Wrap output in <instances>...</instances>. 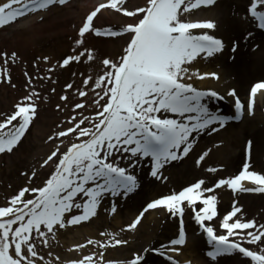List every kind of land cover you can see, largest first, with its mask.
I'll return each mask as SVG.
<instances>
[{
    "label": "snow or ice",
    "instance_id": "snow-or-ice-1",
    "mask_svg": "<svg viewBox=\"0 0 264 264\" xmlns=\"http://www.w3.org/2000/svg\"><path fill=\"white\" fill-rule=\"evenodd\" d=\"M216 2L145 0L143 7L129 8L125 6V0H104L86 15L78 28L77 48L72 50L76 54L66 56L62 63L58 62L60 67L79 62L82 57L87 61L94 59L91 49L78 51L86 34L110 37L127 34L126 46L118 60H102L103 74L95 79L89 75L82 81L84 87L90 88L94 94L91 100L93 114L85 115V102H77L73 111H81L69 118L66 128L60 125L55 134L49 136V140H59L60 143L40 165H54L48 178L42 185L33 187L32 179L37 177V172L32 171L28 185L21 187L0 206V264H55L60 257H55V261L45 259L40 245L51 249L60 229L82 225L96 217L106 195L127 196L134 192L139 184L133 169L142 159L150 158L151 177L166 181L168 178L163 176L162 169L187 157L197 136L205 132L211 135L225 126L227 117L210 110L205 102L208 98L223 100L225 97L216 91L198 90L189 82L194 77L220 79L217 73L201 75L198 70L192 72L190 66L198 57H213L223 52L225 43L207 32H195L214 30L217 27L215 22H193L184 18L194 9L212 6ZM68 3L69 0H4L0 3V29L30 13ZM102 9L123 13L132 22L118 31L98 28L94 18ZM245 11L256 21L258 28L264 29V0H248ZM40 19H44L43 15ZM238 47V43L234 44L232 51L236 52ZM0 60V83L11 84L7 66L17 62L18 54L15 51L10 54L0 52ZM43 60L48 62L49 58L45 56ZM48 71L54 69L49 68ZM24 75L31 86L32 77L27 72ZM65 87L72 89L73 84ZM76 92L80 97L88 96L84 90L76 89ZM258 92L264 94V81L251 88L247 106L241 102L235 89L228 91L227 96L234 98L237 113L243 115L246 109L254 107ZM37 98L39 93L31 91L15 105L14 111L0 117V154L12 153L22 142L38 115ZM60 99L67 103L69 98L65 94ZM60 107L57 105V109ZM65 138L68 139L67 145L64 144ZM252 147L253 142L247 141V158L238 174L219 178L212 186H206L205 179H199L180 191L173 190L153 199L126 226L127 229H135L148 210H164L172 218H179L180 227L178 238L171 240L170 245L165 246L166 250L159 254L178 253L180 249L176 246L186 243L184 215L191 209L195 221L207 234L212 248L207 256L212 262L239 253L250 258L251 264H264V223L244 219L242 206L234 203L231 210L217 221L223 233L218 234L212 224L218 216L216 189L227 187L233 192L264 193V173L250 170ZM207 155L208 152H204L197 164ZM208 171L215 173L218 170L209 168ZM23 175L29 176V173ZM243 181H248L249 185H244ZM74 210H80L79 214ZM116 211L113 205L111 212L115 214ZM101 236L110 239L107 242L89 239L87 245L107 249L109 245L115 247L128 243L111 233L102 232ZM87 245L79 244L75 250L84 249ZM48 255H52L50 251ZM94 255L97 257L95 264H104L103 251L84 255L68 264H94ZM169 260H172L171 256ZM128 264H146V257L137 253ZM172 264L179 262L172 260Z\"/></svg>",
    "mask_w": 264,
    "mask_h": 264
},
{
    "label": "bare ground",
    "instance_id": "bare-ground-1",
    "mask_svg": "<svg viewBox=\"0 0 264 264\" xmlns=\"http://www.w3.org/2000/svg\"><path fill=\"white\" fill-rule=\"evenodd\" d=\"M96 1H99V3L104 2V0H71L68 3V5H69L68 7L63 6L61 8L62 10L67 9L68 11H70V14H67V13L64 14L63 13L59 17H55V18L48 16V17L44 18L43 20H39V22H42V23L36 22L38 16H35L33 14L29 15L28 16L29 19H26L25 21H23L17 25H27V24L29 25L31 23H32V25L31 26L29 25L25 28H21L20 30L15 31L13 33V35L10 36L9 38L6 37L5 35H2V34L7 32L8 30H10L13 27L8 28V26H7L6 28L1 29L0 30V34H1L0 35V52L4 51L3 50L4 48L9 49V44L11 43V41L13 42V41H15L16 37H19V39L23 40L24 44L29 43V46H31L33 48L32 51H34L33 53L35 54V58H37L39 60L37 63V66H42L45 69L53 68L54 71L58 70V68H60L59 63H61V58H60L61 55H68L69 53L71 55H75L76 53H73L72 50L74 47L77 48V45L75 43H73L72 40H67V32L68 31L66 32L64 30V28L61 26V24L62 25H63V23L66 24L68 22V20H70L69 19L70 15L73 16L75 19H78L79 15L82 16V15L86 14L89 10H91L93 4ZM236 1L238 3L239 2H246V0H235V2ZM3 2H4V0H3ZM247 2H248V0H247ZM98 4L96 3L95 5L97 6ZM144 4H145V0H125V6H127L129 8H133L136 6L143 7ZM218 5H219V2L215 4L214 8H212L210 6H206L200 10L194 9L191 14H185L184 18L187 20L193 21V22L204 21V20H210L213 22L215 20L217 21V19L219 17V15L217 14ZM238 5H240V4H238ZM60 7L61 6H59L58 8L60 9ZM240 7L244 8L243 5ZM240 7L239 8L237 7V10H239ZM58 8H56V9H58ZM51 9H53V8H51ZM99 17L101 19L103 18V19H106V20H109L112 22H115L117 17H120V19L122 18L121 21L124 22L123 18H125L123 13H117L114 10H103V9L101 10V14ZM57 21H59V22H57ZM74 22H77V20H74ZM59 24H60V29H57V26ZM53 28L56 31H47V30H51ZM204 31L205 30H195L196 34H202V32H204ZM207 31H205V32H207ZM28 33H31L33 35H29ZM207 33H209V32H207ZM218 33L221 36V38L225 41V44L227 45V47L224 48L225 50H223V52L217 53L213 57L222 56V59L219 60V62H221L223 64L224 68L229 70V72L231 73V75H230L231 78H229V79H231V82H229L227 84L225 72L222 71L221 68H215L214 67L213 60H212L213 57L205 58L203 56L198 57L195 61H193L192 65L190 66L191 71L196 72L198 70L201 75H203L205 73H217L219 75L220 79L216 80L215 78H213L211 76H206L203 80H201L199 78L194 77L193 80H191L189 82L192 83L198 90L216 91L225 97V99H223V100L212 97V98H208L205 101L209 105L210 110H214L215 108H224L225 112H229L228 120L224 126L226 128L220 129V131H219L221 133H224L228 129L232 130L235 127V124H237L236 114L235 115L230 114L231 107L226 102V101H228L231 103V102H234L235 100L233 97L227 96V93H228V91L232 90L231 85L234 86V88H237V95L239 97H240L239 92L244 93L245 90H247V83H248L247 81H249L250 77L252 78V74H250L248 72V69L251 68L250 62L251 63L253 62L252 61V55L254 54V51H255L254 48L259 49L262 47L264 50V29L258 28L257 24L252 19H247V20H241V21H232V22L228 23V26H225V27L223 26L218 31ZM249 33H251V36H249ZM45 37H49V38H45ZM127 39H128L127 36L116 37L115 38L116 41L113 40L112 38L104 39L107 43V45H106L107 47L102 48L100 46H96V45L94 46V44L92 42V41H95V42L101 41L99 38L93 39L91 36V33L86 34L84 42H89L93 45V48L91 50L93 51L94 59L92 61H87L86 57L81 58V60H83L87 63V69H86L87 73L84 71V69H82L81 75L84 78L91 75L93 77V79H95L98 75L103 74L105 68H104V65L102 64V60L104 58H110L113 60H118L119 56L122 54L123 47L126 46ZM104 40H103V42H104ZM236 43H238L239 47L237 48L236 52H233L232 48H233V45ZM5 45H7L8 47H5ZM39 45L50 46V49H49V51L44 53V55H40L39 50L37 49V47H39ZM78 51H83V49L81 47H79ZM45 56H47L49 58L48 62H45L43 60V57H45ZM260 59H261V63H260L261 65L258 66L257 68H255L254 72L257 76H264V56L260 55ZM209 62H212V64H210ZM24 63H25V60H23L21 58L20 64L24 65ZM9 66H10V64L7 66V68ZM79 73H76V72L75 73H66V76L69 75L68 77L69 78L71 77V79L70 80L68 79V81L66 80V83H60L59 87H55V91L61 92L63 95L66 94L68 96L69 99H68V102L65 103L66 106H68L69 103L73 105L74 100L78 101V102H85L86 108H87V111H85L86 115H92L94 110L91 107V100L94 98V94L90 88L84 87V85L82 83L83 80H77L79 78V76H76V74H79ZM53 74H55V73L52 71V74L50 75V78H52V79H53ZM261 81H264V80L260 79V80H256V81L252 82L250 84V86L248 85L249 86L248 89H250L256 83L261 82ZM67 83L73 84V88L72 89H66L65 86L67 85ZM1 89H2V91L0 92V100L2 101V104L5 106L6 103L9 105V103L12 102V105L15 109V105L18 103L17 99H19L18 95H16L13 92L8 94L6 91L7 88L5 86H2ZM76 89H81V90L88 92V96L87 97H80L77 94ZM97 91H99V90L97 89ZM256 99H258V101L256 103L258 105L256 108V114L250 115L249 109H246L243 113V119H242V121H243L247 117H250V118L253 117L252 120H254V122H256V123L250 124L249 130H245L247 133H251V134H249V137H250L249 140H251L253 142L251 158L249 160L250 170L251 169H254V170L259 169V164L255 162L254 156L260 152L264 153V136H263V133H264V108L262 107L264 105V94H262V92H258ZM0 112H3V114H5L7 112V110H0ZM73 115L74 114H71V116H73ZM251 122H253V121H251ZM40 133H42V134L45 133L42 131V128H39L37 131V134H40ZM213 133H216V132H213ZM210 136H212V135H209L207 132L202 133L199 136H197L193 150L189 153V155L187 157H185L183 160L172 162L171 166H173L176 163H179V162L185 161L186 159H191V158H194L197 162L199 157L204 152H206V150L208 149V147L204 148L203 146L207 145L206 141H207V138ZM232 136L235 137L234 141L237 140L236 143H240L241 135H238V134L234 135L233 134ZM224 138H226V136H224ZM67 141H68V139H64V144ZM59 143H60L59 140L50 141L47 138H44L43 140H41L39 136H36L34 138L33 142L30 143L29 147L26 148V151H24L23 153L20 154V157H25V160H23V161H26L28 164L30 162L33 163L35 157H37V156L39 157L40 155H43V154L50 152V151H53L55 146ZM202 143H203V145H202ZM20 145H19V147H20ZM246 145H247V142L245 143V145H243L242 149L239 152H237V150L235 148V144H232V143L231 144H224V147H221V149H219L216 152L217 155H212V157L207 155L200 164L203 166H206V165H210L212 163V161L217 160L220 163V166L225 170L224 171V172H226V174L224 173L225 176H230L232 174V172H233V175H236L239 172L237 171L238 173L237 172L234 173V170L237 169V167L239 168L238 170H241L243 163H244L245 159L247 158ZM214 146L215 145L211 146V148H213ZM197 147H198V150H197L198 154L195 156L193 154L195 153ZM49 154H47V156ZM21 159H23V158H21ZM147 160H149V159H147ZM141 161H143V159ZM38 162H39V160L35 161V163H38ZM182 164H184V163H182ZM8 165H10L9 162H8ZM151 166H152V164L150 163L148 170L151 168ZM139 168L143 172L146 170V165L141 164V166ZM34 169H37V170L40 169L39 164L36 165ZM189 169H188V166L185 167V165H183L181 167V169H180V167H178L172 171L177 172L178 175H183L184 173H187ZM49 171H47V172H49ZM259 172L263 173V171H259ZM39 173H40L41 177H38V183H32L33 187L38 186L39 183H43L45 180V179H43L44 176H49V175H46V172H44V171H40ZM233 175H231V176H233ZM28 182H29V180L23 181L24 185H28ZM177 182H178L177 184H179L180 180H178ZM242 183L246 186L249 185L248 181H243ZM149 184H151V185H149ZM142 185H143V183L141 184V187H142ZM154 185L155 184H153V182H151V181H150V183L145 182V186L143 185L142 188L145 189L146 191L152 190L155 188ZM167 187H168L167 188L168 191L169 190L170 191L175 190L173 181H170L169 186H167ZM222 189L224 190L222 193L223 194L222 201H218V204H217V210H218V208L220 209L219 219H221L223 217V215H225L227 213V211L229 212L231 210L234 202L237 201V202H235L236 204L239 205L243 202V204L245 205L243 207L244 215L249 213V217H248V215L246 216V218H244V216H243L244 219H256L258 222L264 223V193H261V195L255 196V198L253 200H250L249 198H244L245 195H239V196L235 195L234 196L233 192L228 191V189H226L225 187H223ZM236 196L238 197V200H237ZM138 202H139V199H136V198H131L128 201V203L130 205H132L133 208L137 207ZM227 207L229 209L227 211H225L227 209ZM261 208H263V209L260 210ZM131 210H132L131 208H127L126 209V211H128L127 213H126V211L125 212H123V211L116 212L113 215L112 220H108V218L106 217L105 219H106V222H108V224H106L105 226L108 225L110 227V228L109 227L108 228L112 229L113 231H116L117 229L123 228L125 226L124 224L126 223V219L129 218V215L132 214ZM78 211H80V210H74L75 213ZM190 211H191V209L187 210L188 213ZM107 213L109 214V212H107ZM156 213H158V214L163 213L164 217L159 215L158 216V218H160L159 220L156 217H154L152 222L148 225V227L151 228V230H152L151 233H152L153 237L151 239H154L155 242L159 241L162 237H164V238L169 237L170 234L166 233V232H170L172 230V226H173L170 214L167 215L166 211H164V210H157L150 215L156 216ZM98 219H100V218H94V219H92V221H90L91 223L86 224V225H81V226L78 225L77 227L69 226V227L65 228L66 232L63 233V235H65V238L63 239V242H59L57 244V247H61V250L56 249L55 246H54V249L48 248V250L46 247L47 253L43 254V255H45L46 257H49L50 259H52L54 261H55V257L59 256L60 260L55 261V262H58L57 264H68V262H70L71 260L83 258L84 255L95 254L98 251H103L104 252V264H120L122 262L128 263L132 259V257L127 258V256L125 254H122V252L120 250L115 251V250L110 249L109 247H107V249H100L98 245H87L86 250H84V249H80L79 251L75 250L77 245L85 244V242H86L85 240L87 239V237L94 238L97 241H102V242L106 241V238H104L105 239L104 240V239H102L103 238L102 236L96 237V231L98 228L97 224L99 223ZM96 220H98V221H96ZM134 220H135V218H134ZM162 220L164 221V223H163L164 225L161 224ZM168 221L170 222V224L167 225ZM103 223H104V220H103ZM142 227H143V222H140L136 227V229H138L137 230L138 233L142 232V231L140 232ZM149 228H148V230H149ZM187 229H188L187 235L189 237H192V236H194V234H197L201 238V240H200L201 243L204 244V242H203L204 236L198 234V232L200 231L199 226H197V224L194 223L193 220L190 221L189 218H187ZM131 234L132 235L129 236L130 242L135 243V239L132 240L135 235H133V233H131ZM171 240H173V239H171ZM170 241L166 242L165 246H169ZM176 247L179 248V246H176ZM184 247H187V249L190 252L193 251V254H195L194 260L192 262H190V264H202V256L200 253H198L199 251L196 249V243L193 240L186 241ZM148 248H150V247H148ZM70 249H73V251H70ZM146 250H147V248H146ZM146 250L142 251V253H144L142 255L145 256ZM49 251L52 254L51 256L48 255ZM148 254H150V253H148ZM171 254L176 255L177 253L171 252ZM151 257H154L155 261L157 260V258L155 256H153V254L151 256H146V264L151 263ZM189 257H190V255L188 257L183 256L181 263L182 264H189ZM96 258L97 257L94 255V262H95ZM232 258H230V260H229L230 262H233ZM234 261H236V260L234 259ZM246 262L241 260V263L239 262V264H245ZM246 264H251L250 258H249V263L247 262Z\"/></svg>",
    "mask_w": 264,
    "mask_h": 264
},
{
    "label": "rangeland",
    "instance_id": "rangeland-1",
    "mask_svg": "<svg viewBox=\"0 0 264 264\" xmlns=\"http://www.w3.org/2000/svg\"><path fill=\"white\" fill-rule=\"evenodd\" d=\"M2 2H3V0H0V3H2ZM238 4H240V5H238ZM241 4L243 5L244 8L240 7V6H242ZM247 4H248L247 0H246V2H239V3L237 1L235 2V0H222L221 2H219L218 8H217V14L219 15V17H218L217 21H215L217 27L214 30H208L207 31V32H209L208 34L214 35L215 37L222 39L221 36L219 35L218 31L223 26L224 27L228 26V23H230L232 21H241V20L250 19V16L245 11ZM237 7L238 8L240 7V9L237 10ZM63 13L64 14H66V13L70 14V11H68L67 9L62 10L61 8L60 9L59 8L58 9L53 8L50 11L45 12L42 15L44 18H46L48 16L55 18V17H59ZM87 14H88V12L82 16L79 15L78 19H75L73 16L70 15V18H69L70 20H68V22L66 24L65 23H63V25L61 24V26L64 28V30L66 32L68 31L67 32V40H72L73 43H75V41L79 38L78 28L81 26L82 21L86 17ZM99 16H100V13L97 14L96 18H94L95 26L98 28L100 26L102 28H107V29L108 28H112V29L120 28L121 29L125 24L132 22L131 18H128L126 16H125V18H123L124 22L121 21L122 18L120 19V17H117L115 22H112V21H109V20H106L103 18L101 19ZM38 20H41L40 16L37 18L36 22L42 23V22H39ZM74 20H77V22H74ZM252 20H253V18H252ZM57 22H59V21H57ZM29 25L31 26L32 23ZM29 25L28 24L27 25H16L13 28H11L10 30H8L7 32L3 33L2 35H5L6 37L9 38L10 36L13 35V33L15 31L20 30L21 28H25ZM57 29H60V24L57 26ZM47 31H56V30L53 28V29L47 30ZM28 34L33 35L31 33H28ZM91 36L93 39L95 38L94 33H92ZM45 38H49V37H45ZM99 39L101 40L99 42L92 41L94 46L96 45V46H100L102 48L107 47L106 46L107 43L104 40V38H99ZM103 40H104V42H103ZM224 43H225V41H224ZM5 47H8V46L5 45ZM80 47L83 50H84V48L92 49L93 45L89 42H84V44ZM226 47H227V45L225 44V48ZM37 49L39 50L40 55H44V53L49 51L50 46L39 45V47H37ZM3 50L4 51H2V52H8L9 54L13 51H16V53L18 54L17 62L16 63H10V66L8 67V71L11 73L12 83L11 84L3 83L4 84L3 86H5L8 89V90L6 89L7 93L9 94V93L15 92L19 96V99H17L18 103L21 102L23 100V98L33 90L37 91V93H39V98L36 99V103L38 105V109H37L38 115L34 119V123H33V126L31 128V132L29 133L27 139H25L23 141V143L17 149V151L15 150L14 152L9 153L8 155L0 158V206L4 205L11 198L12 195H14L16 192H18V190L21 188V186L23 184L24 179L25 180L28 179V176L23 175V173L31 174L32 171L38 172L36 169H34L35 163L30 162L28 164L26 161H23V160H25V157H20V154L23 153L24 151H26V148L29 147L30 143L33 142V140L36 136H39L41 140H43L44 138L48 139L49 136H52L55 134V132L58 130V126L63 125L65 128L68 126L67 121L70 118V114H72V109L70 108V106H72V104L69 103V105L66 106L65 102L61 101V99H60V97L63 94L61 92H57V91L53 92L52 89H55V87H59L60 83H66V80L68 81V79L69 80L71 79V77L70 78L68 77L69 75L66 76V73H75V72L79 73L80 72L79 74H76V76H79V78L77 80H84L85 78L81 75V72H82V69H84L85 72L87 69V63L85 61H83V60H81L79 62L74 61V62H71L68 66H65V67L59 66L60 68H58V70L53 71L55 73V74H53V79L52 78L42 79L41 77H50V75L52 74V71L49 72L48 69H45L42 66H37V63L39 60L37 58H35V54L33 53L34 51H32L33 48L31 46H29V43L24 44L23 40L19 39V37H16L15 41H13V42L11 41V43L9 44V49L4 48ZM254 50H255L254 54L252 55V61L253 62L252 63L250 62L251 68L248 69V72L250 74H252V78L250 77L249 81H247L248 82L247 83V90H245L244 93L239 92V94H240L239 98H240V100H243L242 101L243 103L247 99L248 92H249L248 87L250 86V84L256 80H260V79L264 80V76H257L254 72L255 68H257L258 66L261 65L260 64L261 63L260 55L264 56V50L262 47L259 49L254 48ZM68 55H71V54L69 53ZM68 55H61V57H60L61 63H62L63 59ZM21 58L23 60H25L24 65L20 64ZM221 59H222V56L212 58L214 67L215 68H221L222 71L225 72V77H226V81L228 84L229 82H231V79H229V78H231L230 77L231 73L229 72V70L224 68V66L221 62H219V60H221ZM0 62L2 63V60H0ZM209 63L212 64V62H209ZM25 72H27L29 74V76L32 77L31 86H29V84H28V78L24 75ZM12 85H15V87H13ZM231 87H232V89H235L237 92V88H234V86H232V85H231ZM1 91H2V89L0 87V92ZM76 102H78V101L74 100L73 105H75ZM57 105H60L61 107L59 109H57ZM233 105H234V103H230L231 109H232ZM12 106H13L12 102H10L9 105L6 103V105L4 106L2 104V101L0 100V110H7L8 112H6V113H11L12 111L11 112H9V111L11 110L10 107H12ZM262 107L264 108V105ZM79 111H81V110H79ZM231 112H233V111H231ZM1 113L3 114V112H0V117L3 116ZM252 118L247 117L245 120H243L244 122L242 121L238 124H235V127L232 130L228 129L224 133L219 132V133L211 134L212 136L207 138V141H206L207 145L203 146L204 148L208 147V149L206 150L208 152V155L211 157H212V155H217L216 152L219 149H221V147H224V144H231V143L235 144V148H236L237 152H239L242 149L243 145H245V143L250 138L249 134H251V133H247L245 130H249L250 124L256 123V122H254V120H252ZM251 121H253V122H251ZM39 128H42V131L45 133L37 134V131ZM224 128H226V127H223L222 129H224ZM233 134L234 135L235 134L241 135V137H240L241 139L239 138L240 143H236L237 140L234 141L235 137L232 136ZM224 136H226V138H224ZM263 136H264V133H263ZM202 145H203V143H202ZM213 145H215V146L213 148H211V146H213ZM197 150H198V147H197V149L193 155L196 156L198 154ZM48 153L49 152H47L43 155H40L39 157L37 156L35 158L38 160H41V158H44ZM254 157H255V162L259 164V169H255V171H257V172L263 171V173H264V153L260 152V153L256 154ZM21 158H23V159H21ZM194 160H195L194 158L186 159L185 161L176 163L173 166H171L172 165L171 163L168 164L164 169H162L163 176L168 178L166 181L157 180V179L150 176L149 170H148L149 164L151 163L150 158H149V160L140 161V163L137 165V167L135 169H133V173L135 175H137V178H138V184H139L138 188L134 192L128 194L127 196L121 195V196L113 197L111 195H106L105 198L102 200L101 206L98 209V215L95 217V218H100V219H98L99 223L97 224L98 228L96 231V237L101 236V233L103 232V233H111V234L115 235L117 239H122V240L128 241L127 244L116 245L115 247L109 245L110 249L115 250V251L120 250L122 252V254H125L127 256V258L128 257L133 258L134 255L137 253L144 254V253H142V251L146 250V248H147L145 257L151 256L152 253L154 256L156 254H158L160 256V259H161L160 261H158L159 262L158 264H161V263L164 264L165 263V261H163L162 259H166V261H169L170 264H172V260L178 261L179 264H182L181 261H182L183 256L188 257L189 255H190L189 262H192L194 260L195 254H193V251L190 252L187 249V247L179 248L180 251L174 256H172L170 253H168L167 255H160L159 254L161 251L166 250V248H165L166 242H169L171 239L177 238V232H178V228H179V218L174 219L170 216L172 219L173 226H172V230L170 232H166V233H169L170 236L167 238L162 237L159 241H156V242L154 239H151L153 237V235L151 233L152 230H151V228L148 227V225L152 222L154 217H156L159 220L160 218H158V216L160 215L163 217L164 214L156 213V216H151L150 210H148L141 219V221H143V227L140 230V232L142 231L141 233H138V231H137L138 229H127L126 226L128 224H130L132 221H134V218H136V215H139V213L143 210L144 206L148 202H150L153 199L159 198L162 195L169 194L171 192L170 190L168 191V189H167L168 188L167 186H169L170 181H173L175 191H180L183 187H186V186L190 185L191 183L196 182L199 179H205L206 186H212L216 182L217 179L229 177V176L224 175V173L226 174V172H224L225 170L220 166V163L217 160L212 161V163L210 165H206V166H203L201 164L198 165L196 160L195 161ZM8 162L10 165H8ZM182 163H184V164H182ZM141 164L146 165V170L144 169L146 172L145 171L142 172V170L139 168L141 166ZM183 165H185V167L188 166V169L190 168L187 173H184L183 175H178L177 172L172 171L178 167H180V169H181V167ZM45 168H46V166L40 167V169H38V170L46 171L47 169H45ZM209 168H216L218 171L215 173H212V172L208 171ZM238 169L239 168L237 167V169L234 170V173H236L237 171L239 172L240 170H238ZM251 170H254V169H251ZM47 171H49V170H47ZM47 171H46V175H50V173L52 172V169H50L49 172H47ZM37 175L41 176L40 173H37ZM231 175H233V172ZM178 180H180L179 184H177ZM150 181L153 182V184H155L154 187L156 189L154 188L152 190L146 191L142 187H143V185L145 186V182L150 183ZM142 183H143V185L141 187ZM149 185H151V184H149ZM222 188L223 187L216 189V192H215V194L217 195V204H218V201H222V196H223L222 193L224 191ZM225 188L227 189V187H225ZM230 190L231 189H229V191ZM236 195L239 196L240 193H238ZM241 195H245L244 198H249L250 200H253L255 198V196H259V195H261V193L254 192V193L241 194ZM131 198L139 199L137 207L133 208V206L128 203V201ZM237 200H238V197H237ZM235 202H237V201H235ZM113 205H115L117 208L116 212H118V211L125 212L127 208L132 209L131 210L132 214L129 215V218L126 219V223L124 224L125 226L123 228L117 229L116 231L109 229L110 227L108 225L105 226L106 224H108V222H106L105 218L107 217L108 220H112V218H113L114 214L111 212V208ZM239 205L242 206V208L245 206L243 204V202ZM228 209L229 208L227 207V209L225 211H227ZM262 209L263 208H261L260 210H262ZM217 211H218V216H217V218L214 219L212 224H213V226H215L217 228L218 233H223L224 230L222 228H220L219 224L217 223V221L220 220L219 219L220 209L218 208ZM107 212H109V214ZM127 212L128 211H126V213ZM187 213L188 212H185V215H186L185 217L189 218L190 221L193 220V222L196 223V221L194 219V213L192 212V210L188 214ZM167 215H169V214H167ZM247 215L249 217V213H247L244 215V218H246ZM98 220H96V221H98ZM103 220H104V223H103ZM163 220H162L161 224L164 223ZM90 221L85 222L83 224L85 225V224L91 223ZM168 224H170L169 221H168L167 225ZM148 228H149V230H148ZM122 229H123V231H122ZM64 232H66L65 228L59 230V232L56 235V241H52L51 249H54V246H55L56 249L61 250V247H57V244L59 242H63V239L65 238V235H63ZM131 233H133V235H135L134 238L132 239V240L135 239V243L130 242L129 236L132 235ZM102 237H103L102 239L106 238L105 242H107V240L110 239V237H108V236H102ZM89 239L96 240L94 238L87 237V239L85 240L86 241L85 244H87V241ZM148 247H150V248H148ZM84 249H86V248H84ZM196 249L199 251L198 253H200L202 256V264H227V263L228 264H239V262L241 263V260H243V259H241V258H243L241 255L233 254V255L228 256V257L219 258L217 262H212L211 259L207 256V252L212 250L210 244L208 245L207 248L204 245H202V246L199 245V247L198 248L196 247ZM47 250H48V248H47ZM40 252H41V254L47 253L46 247L42 244L40 245ZM148 253H150V254H148ZM169 256L172 257V260H167V259H169ZM164 257H167V258H164ZM230 258H232L233 262L229 261ZM45 259H50V258L45 256ZM234 259L236 261H234ZM55 263L57 264L58 262H55ZM126 263L127 262H125L124 264H126ZM148 264H154V260L151 259V263H148Z\"/></svg>",
    "mask_w": 264,
    "mask_h": 264
}]
</instances>
